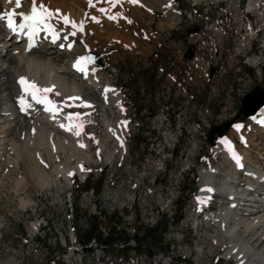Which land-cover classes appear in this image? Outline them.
Returning a JSON list of instances; mask_svg holds the SVG:
<instances>
[{"label":"rangeland","instance_id":"rangeland-1","mask_svg":"<svg viewBox=\"0 0 264 264\" xmlns=\"http://www.w3.org/2000/svg\"><path fill=\"white\" fill-rule=\"evenodd\" d=\"M86 1L92 17L100 18L99 45L90 54L101 62L123 100L125 148L114 150L111 164L103 161L101 145L109 133L95 109L83 111L85 138L95 160L82 162L84 170L80 167V173L72 172L69 179L62 171L77 166L75 159L70 160V151L60 150L52 158L35 135L16 139L15 147L14 135L6 142L0 137V264H64L63 259L80 248L75 231L86 225L89 214L100 209L118 211L130 233L136 217L151 225L163 213L178 214L180 201H184V215L165 234L170 252L163 264L169 260L171 264H234L224 259V248L216 244L219 232L217 224L208 220L210 212L196 217L194 224L193 197H199L203 186L200 172L225 160L215 149L221 139L216 135L213 143L207 139L214 126L230 121L222 129L223 136L237 139L240 151L255 150L253 157L263 161L258 151L264 152V138L252 142L262 141L259 147L244 144L246 135L249 140L257 136L250 131L248 117L239 112L238 94L264 89V0H171L182 10L174 27V14L165 7L168 0ZM207 64L214 66L212 75ZM145 73L153 77L147 90ZM138 99L143 100L142 115L131 106ZM112 118L117 134L120 118ZM237 123L241 130L237 131ZM34 136L40 139L35 146ZM142 139L146 140L139 144ZM12 154L28 159L17 160ZM101 175L99 194L82 188L86 177L93 181ZM242 180L248 187L250 177L244 174ZM185 185L189 190L182 192ZM214 202L212 211L221 209V203ZM118 249L107 250L121 253ZM96 251L95 257L101 253ZM75 253L74 263L80 262L81 255L84 264H97L90 253ZM156 262L157 255L150 259L130 252L120 264Z\"/></svg>","mask_w":264,"mask_h":264},{"label":"bare ground","instance_id":"bare-ground-1","mask_svg":"<svg viewBox=\"0 0 264 264\" xmlns=\"http://www.w3.org/2000/svg\"><path fill=\"white\" fill-rule=\"evenodd\" d=\"M36 2L38 6L43 5L53 13H57L58 10V14L54 15L51 21L54 29L58 30L60 37L53 44L47 38L44 42L42 41V45L31 46L25 51L15 37L8 35L5 26L6 18L0 21V137L4 138L3 142H6L9 136L14 135L11 140L15 147L16 139L35 135L43 141L41 146H44L46 151H51L52 158L54 153L60 150L70 151V160L75 159L77 166L62 171L64 176L69 179V173L79 172L82 162L95 160L94 154L90 151V143L85 138L86 116L83 115V111L98 110L101 121L109 133L108 139L103 143L101 142L100 155L103 156L104 162L111 164L115 161V152H120L125 148L124 137L122 136L125 132L123 100L116 91L115 83L109 80L108 76L106 77L105 69L98 65L101 63L99 60L92 59L91 67L95 68L97 72L91 74L88 80L80 79L75 72L68 69L67 61L69 58L74 59L88 55L91 51L96 50L99 45L98 38L101 37L98 32L99 26H97L99 16L96 14L97 16H93L96 17V21H89L88 18L90 16L92 18V13L88 2L86 0H36ZM170 2L171 0H168L165 5L166 8L170 7ZM30 5H32V0H21L19 8L16 7L15 0H11L10 3L8 0H0V14L6 11L12 12L13 9L18 14L20 11H27ZM169 9L174 14L171 22L172 27H174L178 21L177 13L173 12L171 8ZM65 16L70 22H75L78 27L74 29L71 23L65 24L62 19ZM81 23H83L82 29L79 28ZM74 31L76 34L69 38L72 46L66 48L67 42L63 41L62 37ZM20 77L36 81L39 87L53 88L54 90L48 93V99L57 103L62 108V113L54 118L51 117L49 113L44 112L43 105L37 104L30 95H25V99L29 98L30 100V104H27L30 107L26 106V112L20 113V105H17L21 96L17 90V81ZM105 89H110V91L106 92ZM71 97H79L80 99H70ZM84 104H90L91 107H85ZM69 115L73 117V123L83 125L79 136L75 135V128L72 131H66L60 127L63 124L61 120ZM114 115H119L120 118L117 134L113 132L115 121L112 116ZM262 115H264V110L260 108L255 116ZM251 128L250 131L254 130L257 138L249 140V136L246 134L250 131H245L244 144H247L245 146L251 144L259 147L263 144L262 141L254 144L252 142L263 139L264 133L253 125ZM112 134L114 135L112 136ZM35 136L32 138L34 140L31 143L33 146L40 144V142L37 143L40 139L36 141L37 137ZM116 137H119L121 141L119 142ZM21 141L23 142L22 139ZM81 143L86 147L81 148L79 146ZM219 143L215 147L217 151L221 150ZM261 150L258 151L263 158L261 159L263 161L260 162L253 157L252 153L256 152L255 150L253 152L251 150H238L243 163L248 164L245 172L236 170L226 154H224V162L217 168L205 169L200 172L203 182L199 194L200 199L204 202L210 201L211 205L215 204L214 201H218L216 204L223 201L219 197L220 195L227 196L229 200L228 203L220 204L221 209L212 211L210 207V210L206 212H210L208 220L212 224L214 222L217 224L219 235L216 244L224 248V259L232 261L234 264H264V248H259L264 243V152ZM22 155L13 156L17 160L28 159L27 156ZM251 164L252 168L250 167ZM244 174L250 177V180H247L249 184L247 183L246 186L248 187H245L244 182H242ZM219 176L222 177L220 182H218ZM205 189H212V191ZM199 212L202 211L195 210L194 224L197 222L196 217ZM203 253L204 248L200 245L198 254L201 256Z\"/></svg>","mask_w":264,"mask_h":264},{"label":"trees","instance_id":"trees-1","mask_svg":"<svg viewBox=\"0 0 264 264\" xmlns=\"http://www.w3.org/2000/svg\"><path fill=\"white\" fill-rule=\"evenodd\" d=\"M249 72L253 70L248 69ZM264 75V65L262 66ZM151 74L145 73L144 87L147 90L149 83H151ZM143 101V100H142ZM140 99L132 101L131 106L137 115H142L144 106ZM146 139L139 141V144L144 143ZM138 142V141H137ZM90 176L85 178L83 187L89 189L95 194H99L103 182V175L97 177L95 180L90 181ZM189 188L183 187L182 192H186ZM183 197V195L181 196ZM177 210L178 214L167 215L166 213L161 214L157 217L156 221L151 224H143L139 218L136 217L134 221L133 232L129 233L126 227L123 225V220L118 211H106L98 210L97 213L89 214L86 218L87 223L84 227H79L75 231V238L81 245L83 250H89V243L94 241L97 245L103 248H114L121 243L120 249L125 251L129 246V239L132 237L135 241L134 248L137 251H145L147 253H154L156 251L167 252L169 249L168 242L165 238V234L169 230L170 225L175 222L177 223L183 216L184 201H180ZM130 252H133L131 249ZM139 255V253H136ZM150 259L156 257V255H144Z\"/></svg>","mask_w":264,"mask_h":264},{"label":"snow or ice","instance_id":"snow-or-ice-1","mask_svg":"<svg viewBox=\"0 0 264 264\" xmlns=\"http://www.w3.org/2000/svg\"><path fill=\"white\" fill-rule=\"evenodd\" d=\"M10 3L11 0H8ZM133 3L136 2V0H132ZM89 3H91V0H89ZM15 5L17 8L21 6V0H15ZM101 12H104L105 9L101 8ZM58 14L53 13L46 9L43 5H40L37 7L36 0H32V7L29 13H19L18 15L22 18V22L17 24L16 20L14 19L15 15V9H13L12 12H4L3 14H0V21L5 20L6 18V26L9 30H11L13 33L17 32H24V30H27V35L29 36V39H31L34 35L37 34V32L41 29L52 31V25L49 23L51 18L54 15ZM65 24L71 23L72 27L75 29L77 28V24L75 22H70L68 17H62ZM94 21H96V17H92ZM109 19H115V17L110 16ZM98 22V21H97ZM131 23V21H129ZM79 28H83V23L79 25ZM75 31L72 32V35H75ZM71 47V45H69ZM90 61V57L87 56H81L77 59L74 67L80 72H84V64ZM18 83L21 86V90L25 95H30L32 99L37 104H43L45 105L44 110L51 112L53 114V118L55 117L56 113L59 111L58 107L54 104L53 101L48 99V93L52 92L54 89L50 87H39L34 81H29L26 77H20ZM105 91H110V89H105ZM25 95H21L19 97V104L22 111L25 110L26 106L30 107V105L26 104ZM59 95V93H57ZM70 99H80L79 97H71ZM85 107H91L90 104H84ZM78 117V114H77ZM66 119L69 121L68 125L61 124L60 127L65 128L67 131H72L73 128L76 129L75 135L79 136L81 134V130L83 128V125L81 123H73V117L71 115L67 116ZM126 123V122H123ZM261 123H264V121H261ZM237 130H239L242 125H237ZM94 139V137H92ZM119 139V137H118ZM223 143L228 144L229 142L227 140L223 141ZM81 148L86 147L83 143L79 145ZM233 159L237 161L238 167H243V165L240 163V157L237 156L235 153L232 154ZM82 170L83 167L81 166ZM69 175H72V173H69ZM206 191H212V189H205Z\"/></svg>","mask_w":264,"mask_h":264},{"label":"water","instance_id":"water-1","mask_svg":"<svg viewBox=\"0 0 264 264\" xmlns=\"http://www.w3.org/2000/svg\"><path fill=\"white\" fill-rule=\"evenodd\" d=\"M91 56L92 54L89 55L90 61L92 60ZM212 71L213 67L210 68V73H212ZM261 106H264V89L261 87H256L241 98L239 111L245 116H248L254 114V112ZM228 124H230V121L214 126V128L208 133L207 136L209 142H213L215 134L221 137L223 134V127L227 126Z\"/></svg>","mask_w":264,"mask_h":264},{"label":"built area","instance_id":"built-area-1","mask_svg":"<svg viewBox=\"0 0 264 264\" xmlns=\"http://www.w3.org/2000/svg\"><path fill=\"white\" fill-rule=\"evenodd\" d=\"M176 138H177V135H176ZM133 232V228H132V231L130 232V233H132ZM129 245L131 246V248H132V250H133V252L134 253H136L135 252V250L133 249L134 248V245H135V241H134V239L131 237L130 239H129ZM119 244H121V243H119ZM101 246L99 247V249H97V250H101ZM140 255H148L147 253H145V252H140L139 253V256ZM152 255H157V262L156 263H154V264H163V261H164V257L162 256V254L161 253H154V254H152ZM161 259V260H160ZM143 264H147V263H143Z\"/></svg>","mask_w":264,"mask_h":264}]
</instances>
